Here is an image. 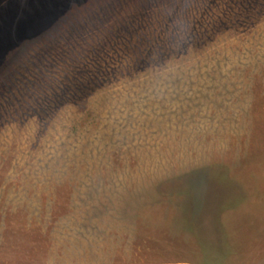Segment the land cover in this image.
<instances>
[{
	"label": "rangeland",
	"instance_id": "374dc122",
	"mask_svg": "<svg viewBox=\"0 0 264 264\" xmlns=\"http://www.w3.org/2000/svg\"><path fill=\"white\" fill-rule=\"evenodd\" d=\"M0 264H264V0H0Z\"/></svg>",
	"mask_w": 264,
	"mask_h": 264
}]
</instances>
